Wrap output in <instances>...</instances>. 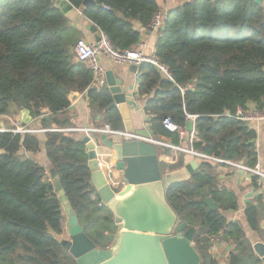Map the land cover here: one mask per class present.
I'll list each match as a JSON object with an SVG mask.
<instances>
[{"label":"trees","instance_id":"trees-1","mask_svg":"<svg viewBox=\"0 0 264 264\" xmlns=\"http://www.w3.org/2000/svg\"><path fill=\"white\" fill-rule=\"evenodd\" d=\"M96 25L119 53L133 50L153 16L162 11L153 64L140 67L137 95L146 99L151 131L181 143L164 126L168 118L187 128L195 119L194 149L226 161H258L256 132L235 118L238 110L264 111V5L253 0H187L163 11L157 0H68ZM82 37L53 0H0V116L11 105L27 109L46 132L45 150L70 206L98 249L109 248L116 234L113 212L92 185L89 154L80 139L63 131L72 92L86 93L94 113L121 132L123 118L105 87L94 84L89 67L76 59ZM45 111L47 113H45ZM49 116V119L47 118ZM37 133L0 132V264H76L62 245L67 216L55 182L27 154L41 151ZM179 163L177 167H180ZM215 167L202 161L190 181L168 189L178 217L195 230L201 264H217L215 243L233 247L228 264H260L242 225L223 210L238 208L237 196L216 183ZM258 177H254L256 187ZM218 205L211 209L206 200ZM262 198L245 217L258 230Z\"/></svg>","mask_w":264,"mask_h":264},{"label":"water","instance_id":"water-1","mask_svg":"<svg viewBox=\"0 0 264 264\" xmlns=\"http://www.w3.org/2000/svg\"><path fill=\"white\" fill-rule=\"evenodd\" d=\"M53 1L71 22H77L83 14L68 0ZM253 1L260 6L264 5V0ZM91 4L92 0H84V7ZM86 30L93 34L96 43L101 41L102 32L96 25L90 22ZM107 85L113 98L112 106L119 110L125 130L135 132L122 82L112 72H108ZM22 112L21 124L29 126L33 121L31 113L27 109ZM187 129L189 132L194 130V120H189ZM136 133L152 139L147 131ZM102 138L104 144L117 155V176L125 184L119 193L112 190L101 173L96 145L91 137L85 135L81 142L88 149V165L93 184L104 205L114 214L118 231L109 237L113 243L111 247L98 249L85 234L62 189L59 177H54L55 190L67 212V228L71 238L63 240L62 245L74 257L76 264H201V257L193 246L195 230L178 217L166 198L169 188L192 179L193 172L198 167L197 162L165 173L160 167L155 149L147 143L125 139L120 144H114L106 135ZM206 202L211 209H217L210 198ZM254 251L264 263V244L254 245Z\"/></svg>","mask_w":264,"mask_h":264},{"label":"crops","instance_id":"crops-1","mask_svg":"<svg viewBox=\"0 0 264 264\" xmlns=\"http://www.w3.org/2000/svg\"><path fill=\"white\" fill-rule=\"evenodd\" d=\"M160 4L163 11L173 7L176 4L172 3V0H157ZM94 3V2H93ZM77 9V8H76ZM80 10V9H79ZM81 11V10H80ZM75 27H77L82 32V37L89 43H95V38L92 33L86 30V26L90 23L88 22L83 14L78 19L77 22H71ZM142 31V37L140 43L136 46V49L139 48L140 45H145L144 52L146 55L151 57L155 56L156 51V42H157V33L151 30ZM100 64L105 71V87L108 89L107 85V73L112 72L117 80L122 82V87L126 92L127 104L129 106L130 116L132 125L134 127L135 132H127L125 130V125L123 131L119 134L115 135H107L101 133L106 126L103 117L99 113H94L89 105V100L87 98L86 93L72 92L69 95L70 107L66 111L63 118H65L69 125L67 128L63 129V131L70 133L72 136L77 139L82 140L86 135V130L91 131L89 137H91L92 141L96 145V151L98 155V164L101 167V173L106 177L108 185L112 188L115 193L121 192L125 184L122 179L117 176L116 171V162L117 155L113 149L107 147L104 144L103 135L108 137V140L114 144H120L124 142V140H131L132 138H128L127 135H136L138 138L132 139V141H140L147 143L149 147L155 149V153L157 155L160 167L165 173H169L172 171H176L184 168L185 166L194 163L195 161L198 164L197 169L193 172V174L199 169L202 164V161H207L213 167H215V175H216V183L219 188H226L227 190L233 192L238 199V208L236 210H223V217L229 222H238L242 225L247 240L250 243V246L254 251V245L258 243L264 244V207L261 209L260 220H259V228L258 230H253L245 217L246 208L249 205H257L258 199L262 198V203L264 204V121L259 120H251V122L247 123L248 126L253 129L256 134V152L258 161L255 164L259 166L260 175L250 173L248 171H244L236 166L228 165L225 163H220L213 160H203L196 156L193 153L188 152L191 148L197 152L193 144H191V136L187 129V134L184 138H181V143L179 145H175L170 139L166 137L157 138L151 131V127L149 124L150 117L147 114L145 109L146 99L139 98L137 95L139 78L137 77V68L130 64L119 63L111 59L107 55H102L100 57ZM109 91V89H108ZM110 92V91H109ZM23 108H18L16 105H11L10 111L6 115L0 116V132H9V131H21L22 129H29L40 131L37 132L39 138L42 142L41 151L36 154H27L23 152L27 157L32 158L35 162L42 165L46 171L48 177L55 182L54 177L58 176L56 170L53 168L50 160L47 157L45 150V141H46V132L50 130L41 129L40 122L33 118L32 123L29 126H23L22 118H23ZM251 112H255L254 107H251ZM45 113H47L45 111ZM194 120V130H195V119L190 118V120ZM124 122V121H123ZM136 131H147L151 135V140L143 137L140 134H137ZM199 153V152H197ZM226 161V160H224ZM236 164L244 165L246 167L247 164L244 161H230ZM179 163H182L180 167H177ZM252 168V167H251ZM254 177H258L257 186L255 187L253 184ZM92 181V176H91ZM92 185L95 190L98 189L95 187L92 181ZM104 204V203H103ZM215 204V203H214ZM218 208V205H217ZM66 216L67 212L64 208ZM68 221V216H67ZM67 240H70L69 233L67 232ZM113 243L111 242V247ZM195 248V245L193 243ZM197 251V249L195 248ZM233 247L228 243L217 242L212 248V256L217 261V264H228V257L232 252ZM199 254V252L197 251ZM200 256V254H199ZM258 257V255H256ZM201 257V256H200ZM259 258V257H258ZM260 259V258H259ZM261 260V259H260ZM260 264H264L261 260Z\"/></svg>","mask_w":264,"mask_h":264},{"label":"built area","instance_id":"built-area-1","mask_svg":"<svg viewBox=\"0 0 264 264\" xmlns=\"http://www.w3.org/2000/svg\"><path fill=\"white\" fill-rule=\"evenodd\" d=\"M181 1H187V0H172L173 4H178ZM164 16L165 14L162 11H159L158 13H156L149 25V28L151 31L153 32H158L162 26H163V21H164ZM145 49V45H140L138 49H133V50H128L124 53H119L118 51H116L113 46L111 45V43L109 42V40L107 39V37L102 33V38L101 41L98 43H89L87 42L85 39L81 38L77 41V43L74 46V54L76 56V59L80 62L85 63L89 69L93 72L94 74V84L97 87H103L105 85V71L102 68L101 64H100V57L102 55H107L109 56L111 59H113L116 62L119 63H124V64H130L133 65L134 67L137 68V77L139 78V70L140 67L143 64L149 63V64H153L156 67H158L160 69V71L162 73H164V75L169 77V73L168 70L160 65L158 63V61L156 60V58L153 56H149L146 55L144 52ZM190 118H196L194 116H191ZM235 118H237L238 120L241 121H245L247 122H251V120L255 119V120H259V121H264V111L263 112H243L242 110H238L236 113ZM164 126L167 128L168 131L172 132V133H177L180 138H184L187 134V128H182L180 126H178L177 124H175L172 120L166 118L163 121ZM9 132H14V131H9ZM37 132H41L40 131H35V130H29V129H22L21 131H17L14 133H37ZM89 130H86V135H90ZM101 133L107 134V135H115V134H119L121 132L118 131H114L111 129V127L109 125H106L105 128L103 130L100 131ZM123 134V133H121ZM124 135H126L128 138H138V136L136 135H127L124 133ZM190 140H191V144L194 143L195 140V130H193L190 133ZM131 139V140H132ZM188 152L195 154L196 156H198L199 158L203 159V160H213V161H217L220 163H225L228 165H233L236 166L244 171H248L250 173H254V174H258L260 175L259 172V166L256 165L254 167H246L244 165H240V164H236L230 161H224L222 159H218L212 156H207L201 153H197L195 152L192 148L190 150H188Z\"/></svg>","mask_w":264,"mask_h":264}]
</instances>
